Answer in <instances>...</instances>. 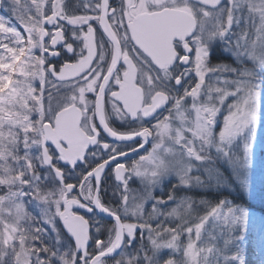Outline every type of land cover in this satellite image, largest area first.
I'll use <instances>...</instances> for the list:
<instances>
[{"label": "rangeland", "instance_id": "rangeland-1", "mask_svg": "<svg viewBox=\"0 0 264 264\" xmlns=\"http://www.w3.org/2000/svg\"><path fill=\"white\" fill-rule=\"evenodd\" d=\"M40 1L0 0V185L10 188L0 196V264L11 252L14 264H45L25 235L41 225L38 233L56 241L65 198L63 186L47 188L37 176L41 168L32 167L37 142L30 138L48 118L37 114L30 79ZM216 12L204 26V45L226 61L210 65L207 58L195 94L160 124L167 139L158 137L134 167L138 194H124L121 212L144 238L128 242L112 264H239L242 253L248 264H264V219L249 207L264 199V0H233ZM84 189L92 200L93 188ZM232 197L250 203L232 207Z\"/></svg>", "mask_w": 264, "mask_h": 264}, {"label": "flooded vegetation", "instance_id": "flooded-vegetation-1", "mask_svg": "<svg viewBox=\"0 0 264 264\" xmlns=\"http://www.w3.org/2000/svg\"><path fill=\"white\" fill-rule=\"evenodd\" d=\"M40 2L38 45L34 54L36 71L30 79H35L37 114L48 118L41 124V137L35 140L37 149L31 163L32 167L37 164L35 167L41 168L37 176L40 181L46 180L47 188L53 184L64 187L61 215L57 216L54 226L58 239L51 242V248L55 255L62 252L69 255L71 251L76 254L75 264H88L97 253L98 242L102 243L110 233L114 235L116 225L92 209L91 200L85 198L86 185L93 188V193L96 188L95 180L87 175L99 165L110 162L100 180L99 203L120 219L125 232L123 246L135 238L140 239V230L121 212L128 202L124 194L129 191L132 197L138 194L133 191L138 185L133 169L144 163L150 146L164 136L159 128L162 121H167L166 116H177L175 110L182 109L188 94H195L199 88V77L207 58L211 62L216 56L205 48L210 38L204 37L208 35L204 26L219 8H230V0L218 7H206L193 0ZM163 11L175 12L183 20L177 21V31L171 42L158 43L157 47L152 43L153 56L147 55L134 44V39L138 33L153 39L148 35V18ZM82 62L88 65L82 66V73L77 77L58 79L67 65ZM123 97L136 108L134 113L125 111L119 101ZM138 99L142 100L140 109ZM153 99L157 105L161 104L160 109L152 115L148 111L141 112ZM72 106L75 112L64 120H68L64 123L67 127L61 134L54 133V141L45 142L43 126L49 124L55 130L58 114ZM97 116H102L106 132L98 125ZM147 116L153 117L146 119ZM75 121L83 132L79 139L66 135ZM112 135L131 140L116 142ZM77 140L79 144L71 142ZM63 151L69 154L63 156ZM133 151L136 152L122 158ZM117 173L121 174L123 184L116 183ZM111 185L117 188L115 192L110 190ZM66 204H70L68 210ZM78 218L86 223L89 238L83 261L64 225L66 220ZM94 233H102L97 242ZM130 235L134 236L132 240ZM105 261L112 264L115 259Z\"/></svg>", "mask_w": 264, "mask_h": 264}, {"label": "water", "instance_id": "water-1", "mask_svg": "<svg viewBox=\"0 0 264 264\" xmlns=\"http://www.w3.org/2000/svg\"><path fill=\"white\" fill-rule=\"evenodd\" d=\"M193 1H197L205 6H210V7H215L219 4H221L224 0H193ZM148 35L149 37H153V39H148L146 37H144V35H142L141 33H138L136 35V38L134 39V44L139 47L144 53H146L147 55H152L151 53V45L152 43H155L156 47L158 43H162V42H171L173 39V36L175 34V32L177 31V21H181L183 20L182 17H180L179 15H177L175 12L172 11H163L161 13H157L152 15L151 17L148 18ZM153 58V57H152ZM88 65V63H81L78 66H85ZM79 71H81L78 68H74V67H70L68 72V74H65L63 76H60V80H64V79H70V78H74L77 75H79ZM82 72V71H81ZM80 72V73H81ZM124 94V93H123ZM124 96V95H123ZM120 103L123 105V108L125 109V111L127 113H134L136 111V108H133V106L131 105V102L128 101L125 97H123L121 100H119ZM99 105H100V100L97 101V113H99ZM157 109H159V107H155L152 111H151V115L157 111ZM70 110H66L64 112H62L57 119L56 122V128L58 129V134H61L60 132H62L61 130L67 126H59V124L66 120L68 118V116H70ZM153 116H147L146 119H150ZM77 124L78 121L74 124L73 130L71 131H67L66 135L70 138H73L76 133H78V129H77ZM100 124V122H99ZM101 126V124H100ZM102 128V126H101ZM103 129V128H102ZM44 135H45V141L46 142H51L54 141V134H51L50 130L48 127L44 128ZM118 137H114L113 140L118 141L117 139ZM76 139V138H75ZM119 139V138H118ZM122 139V138H121ZM123 141H126V139H122ZM65 142L68 143L67 139L65 138ZM73 143H80V140L77 141H71ZM63 156L67 155V152H61ZM73 158H71L70 160H72ZM110 162H106L102 165H99L92 173L94 178L97 180L98 175L109 165ZM116 180L118 181V183H122L121 181V175H119L117 173L116 175ZM97 198H98V183H97V190L95 192L94 198H93V205L92 207L101 215L103 216L106 220L108 221H112L116 224L117 226V234H116V239L115 242L112 246V248H110L108 251L103 252L101 254H98L96 256H94L89 264H99V262L101 261V259L103 258H112L114 256H116L121 248H122V244H123V237H124V233L122 230V226L120 223V220L118 219L117 216L112 215L111 213H108L106 210L102 209L98 203H97ZM69 208V206H68ZM67 208V209H68ZM64 225L66 227V229L68 230V232L74 237V239L77 242L78 248H79V252L82 253L83 258L85 257V251H86V246L88 245V234H87V227H86V223L84 221H82L80 218L78 219H69L66 220L64 222ZM131 231V230H130Z\"/></svg>", "mask_w": 264, "mask_h": 264}, {"label": "trees", "instance_id": "trees-1", "mask_svg": "<svg viewBox=\"0 0 264 264\" xmlns=\"http://www.w3.org/2000/svg\"><path fill=\"white\" fill-rule=\"evenodd\" d=\"M213 59H214V61L212 60L213 63L214 62H218V61L220 62L222 60H225L226 61V58L222 59V55H220V57H217V60H216V56H214ZM9 192H10V188L9 187L6 188V187H3V185H0V196L4 197V196L8 195ZM230 200H231L230 205L232 207H239V205H242V204L246 205V204L250 203V202L246 201V199H244L243 197H239V198L232 197V198H230ZM260 201H261V203L258 206L252 205L253 203L252 204H249L250 205L249 206L250 208L251 207L254 208V210H255L254 213L255 214L256 213H261V212L256 211L258 209H260L261 211H264V199H262ZM257 215L260 216V214H257ZM31 233H32V231L30 230V231H28L27 234L29 235ZM29 247H30L31 250L33 248V250L35 251V246H34V243L33 242H29ZM41 249H42L41 250L42 251V257H45L47 255H51L52 256V258L50 259V261L48 262V264H59V262L57 261L58 255H55L54 252L52 253V250L53 249L51 248V245L50 246L44 245V246H42ZM242 251H244L243 248H242ZM53 254H54V256L57 259L55 257H53ZM247 254L248 253H242V254H240V257L237 256V259L239 260V264H248L249 263L248 261H249L250 258L248 259V256L249 255L247 256ZM6 257L7 258H5L4 264H14V255H13L12 252L11 253H8ZM252 261L253 260H250V264H261V262L258 261V259L254 260L255 262H253V263H252ZM104 264H108V261H105Z\"/></svg>", "mask_w": 264, "mask_h": 264}, {"label": "bare ground", "instance_id": "bare-ground-1", "mask_svg": "<svg viewBox=\"0 0 264 264\" xmlns=\"http://www.w3.org/2000/svg\"><path fill=\"white\" fill-rule=\"evenodd\" d=\"M118 138H119V139H118ZM118 138H115V139L118 140V141H116V142H123V140L121 139V137H118ZM112 139H114V137H112ZM114 141H115V140H114ZM129 155H130V152L124 154V155L122 156V158L125 157V156H129ZM167 196H169V195H167ZM39 229H40V228H39Z\"/></svg>", "mask_w": 264, "mask_h": 264}]
</instances>
